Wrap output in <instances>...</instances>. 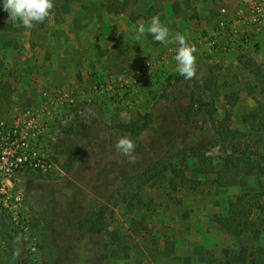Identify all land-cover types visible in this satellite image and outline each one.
<instances>
[{"label": "rangeland", "instance_id": "374dc122", "mask_svg": "<svg viewBox=\"0 0 264 264\" xmlns=\"http://www.w3.org/2000/svg\"><path fill=\"white\" fill-rule=\"evenodd\" d=\"M251 1L128 0L116 14L105 7L108 0H54L57 13L28 29L9 20L0 0V113L45 96L74 100L48 149L58 168L20 174L17 188L36 249L0 206V264H206L208 250L224 258L226 248L249 260L247 240L222 230L213 217L226 215L235 195L256 191L257 179L241 176L227 188L210 185L212 176L196 173L194 153L206 152L220 165L224 148L216 125L230 113L229 127L246 130L264 105V20L243 23L238 16L243 11L251 18ZM156 15L170 30L169 42L148 32L137 41L139 22L147 28ZM232 27L239 31L235 36ZM177 33L198 50L193 79L166 58L179 47ZM147 60L150 70L137 74ZM102 81L109 85L99 94ZM193 92L214 101L212 116L202 111L188 119ZM228 96L237 97L234 106ZM131 122H148L133 139L135 163L115 148L120 137H130L121 126ZM256 149L264 152V144ZM173 169L202 183L175 178ZM154 171L161 173L145 183ZM102 205L109 229L121 235L109 247L120 252L109 251L110 258L103 253L112 241L83 226ZM249 239L256 264H264V226Z\"/></svg>", "mask_w": 264, "mask_h": 264}, {"label": "trees", "instance_id": "16d2710c", "mask_svg": "<svg viewBox=\"0 0 264 264\" xmlns=\"http://www.w3.org/2000/svg\"><path fill=\"white\" fill-rule=\"evenodd\" d=\"M127 5L128 0H108L105 7L111 12L120 14L126 10ZM56 10L57 7L55 6L51 14L57 13ZM50 16L43 22L48 21ZM207 86L215 92L218 91L214 84L211 85L207 82ZM195 93L193 92L191 95L188 119L190 120L202 111L209 112L212 116L215 110L214 101L208 102L204 100V97L197 96ZM228 99L233 106L237 103V97L228 96ZM207 105L212 106L213 109L206 108ZM263 108L264 105L261 104L254 111L249 128L246 130L232 129L229 127L227 121L230 120V113L226 115L225 119L219 121V125H216V132L219 137V142L221 143L220 145L224 148L220 165H217L215 162V157L206 152L196 150L194 153L199 159V166L195 168L196 173L204 175L207 178L212 176V178L209 177L208 179L210 185L227 188L237 185L241 176H254L257 179L256 191L235 195L229 200L227 214H216L213 217L222 230L238 238L247 240L246 244L250 248L248 254L249 260L247 262L239 260V252H232L230 248H226L224 251V258L217 257L211 250H208L206 264H256V253L251 246L252 244L249 238L252 233L264 226V152L257 151L256 149L258 146L263 147L264 144ZM148 116L149 114L144 115L143 118L147 120ZM147 124L148 122H145L143 126H139L137 122L123 123L121 128L123 131L128 132L132 139L136 140L147 128ZM173 172H175V178L179 176L184 178L183 174L178 172L177 169H173ZM160 173V171H154L147 176L144 182L148 183L153 177ZM185 180L194 181L197 184L202 183L200 180L195 179L186 178ZM171 188L173 191L177 190L176 179L172 180ZM106 209L107 208L103 205L100 206V209L93 213L83 226H87V230L91 234L106 236V240H108L106 242L112 241L111 244L104 245L105 253H103L104 258H110L108 254L109 251H113L114 254L120 252L119 249H112V247H109L117 243L121 239V235L119 231L109 229L108 213ZM3 228L8 238L12 241L16 239V236L13 235L10 230L7 231L6 227ZM106 260L110 261V259Z\"/></svg>", "mask_w": 264, "mask_h": 264}, {"label": "built area", "instance_id": "2783aa9c", "mask_svg": "<svg viewBox=\"0 0 264 264\" xmlns=\"http://www.w3.org/2000/svg\"><path fill=\"white\" fill-rule=\"evenodd\" d=\"M248 8L252 15L250 19L244 17L243 11L238 14L245 20H241L243 23L264 20V0H252ZM231 32L234 36L239 33L235 27L231 28ZM209 44L212 45L211 42ZM177 49L170 48L165 54L166 58L174 59ZM151 67L152 61L147 60L137 74H145ZM108 85L99 82L98 93H106ZM73 101L69 97L61 99L45 96L38 103L8 115L0 113V206L19 229L22 238L31 242L32 250L36 249L37 242L29 240L31 226L22 211L24 197L17 188L20 174L31 171L46 174L58 168L48 149L58 139L61 123L66 122L64 109L71 106Z\"/></svg>", "mask_w": 264, "mask_h": 264}, {"label": "clouds", "instance_id": "9594fccd", "mask_svg": "<svg viewBox=\"0 0 264 264\" xmlns=\"http://www.w3.org/2000/svg\"><path fill=\"white\" fill-rule=\"evenodd\" d=\"M54 0H3V8L9 13V20L20 21L25 28H32L36 23H42L47 19L54 9ZM151 33L158 42L167 44L169 42L170 30L160 20L159 15L153 16L148 27H145L143 21L139 22L137 28L136 40L139 41L146 33ZM173 41L178 43L179 47L174 57L176 61V71L185 79H193L197 74V48L189 44L186 36L177 33ZM115 148L117 151L129 157V162L135 163L136 144L128 136L120 137ZM20 237H17L19 240Z\"/></svg>", "mask_w": 264, "mask_h": 264}, {"label": "crops", "instance_id": "0c3cea01", "mask_svg": "<svg viewBox=\"0 0 264 264\" xmlns=\"http://www.w3.org/2000/svg\"><path fill=\"white\" fill-rule=\"evenodd\" d=\"M206 259H207V256H206Z\"/></svg>", "mask_w": 264, "mask_h": 264}]
</instances>
